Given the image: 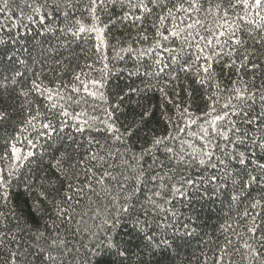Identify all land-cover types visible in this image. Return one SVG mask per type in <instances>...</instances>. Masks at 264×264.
<instances>
[{
    "label": "snow or ice",
    "instance_id": "6c2138e0",
    "mask_svg": "<svg viewBox=\"0 0 264 264\" xmlns=\"http://www.w3.org/2000/svg\"><path fill=\"white\" fill-rule=\"evenodd\" d=\"M81 2L0 0V264H175L193 240L187 264H264V0H83L91 24ZM49 60L51 85L33 70ZM149 93L169 129L141 146L120 115ZM218 201L239 210L201 236Z\"/></svg>",
    "mask_w": 264,
    "mask_h": 264
},
{
    "label": "trees",
    "instance_id": "16d2710c",
    "mask_svg": "<svg viewBox=\"0 0 264 264\" xmlns=\"http://www.w3.org/2000/svg\"><path fill=\"white\" fill-rule=\"evenodd\" d=\"M80 10L76 13L77 17L84 20L85 24H91L92 20L89 17V14L86 10H84V2L82 0L81 4L79 5ZM99 11V10H98ZM109 11L100 12V19L101 23L106 24L108 23L109 19ZM65 27H72L71 24L68 22H65ZM106 35L110 36L109 43H115L116 39H124L126 36L125 29L122 25L116 24V25H110L107 29ZM86 35V34H85ZM69 40H73V37L69 35L67 37ZM55 43V41H53ZM94 43L93 40L88 39L85 43L83 40L76 41L72 44V48L76 51L78 54V58L76 60V63L83 65L84 62L87 59L94 60V56H89L88 54H81L80 48L83 47L85 49H89L90 52H94V49L92 48V44ZM62 51V50H61ZM65 55L67 53L65 52ZM111 56V52L109 53ZM57 57L53 56L52 59H56ZM118 65L120 64L119 61L116 62ZM53 65L51 61H47L45 64H37L33 66V70L41 73L40 79L43 80L46 84H53L57 77L53 71H49L48 69L52 68ZM43 69V71H42ZM58 70V69H57ZM217 72H221V66H217ZM31 76V73L28 74ZM182 75V86L183 83H187L191 86L193 90V97L191 99L192 107L194 110H201L204 108V102L201 99V92L199 85H196L191 79H188L187 81H183V74ZM220 79L223 80V83L227 86H230V80L228 75H220ZM61 80H69L70 76L67 74L61 75L59 77ZM135 83H139V81H135ZM259 83V81H257ZM117 85H119L120 88H123L125 86L124 79L122 78V74H119L117 76L112 77L110 87L113 93L117 92ZM171 94V93H170ZM224 95H227L225 93ZM37 99L41 104L44 103L42 99L39 97H34ZM187 99L185 96V93L181 91L179 101L183 102ZM140 106L137 107L135 103H128L126 100L122 107V114L120 115V122L122 124L127 125H135L136 130L131 137V141L133 143H136L137 145H146L150 139L153 133L155 134H162L169 129V125H167L164 121V119L161 118V111L158 104V94L153 95L152 93H149L147 98H140L139 100ZM223 102V101H222ZM156 105V107L153 109V115L146 118L143 123L139 120V114L142 111H146L148 109H152V106ZM168 114L172 115V106L167 105ZM11 131V129H9ZM14 200L19 204L20 208L23 209L25 214H30L33 212V209L31 207V199L28 196V193L24 191L23 185H20L19 187L14 189ZM181 211H184L182 206H179ZM239 209L237 207H232L231 212L229 211V205L225 201L224 203H220L219 201L216 203L215 206L211 208V211L209 212L208 207H205L203 211H198L199 216L201 217L198 221H196V224L198 225V233L202 236L204 233H208L210 236L218 235V227L221 223H223L229 215L235 216L237 211ZM197 242L198 240H193L190 247H185L183 251L180 253V259H177L175 261V264H181V260L185 261V264H187V259L193 252H198L199 249L197 248ZM203 245H201L202 247ZM175 255V254H174ZM132 264H135V260H133ZM161 264H170V262L167 259H164ZM195 264V262H193Z\"/></svg>",
    "mask_w": 264,
    "mask_h": 264
}]
</instances>
